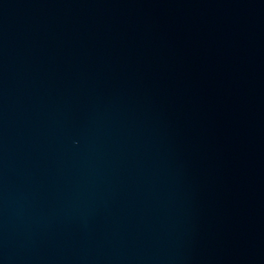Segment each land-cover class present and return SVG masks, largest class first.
I'll return each mask as SVG.
<instances>
[{
  "label": "water",
  "instance_id": "1",
  "mask_svg": "<svg viewBox=\"0 0 264 264\" xmlns=\"http://www.w3.org/2000/svg\"><path fill=\"white\" fill-rule=\"evenodd\" d=\"M0 264H264V0H0Z\"/></svg>",
  "mask_w": 264,
  "mask_h": 264
}]
</instances>
